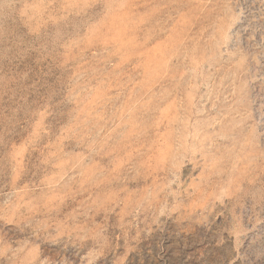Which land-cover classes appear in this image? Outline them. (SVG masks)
Returning <instances> with one entry per match:
<instances>
[{"label": "rangeland", "instance_id": "374dc122", "mask_svg": "<svg viewBox=\"0 0 264 264\" xmlns=\"http://www.w3.org/2000/svg\"><path fill=\"white\" fill-rule=\"evenodd\" d=\"M0 264H264V0H0Z\"/></svg>", "mask_w": 264, "mask_h": 264}]
</instances>
